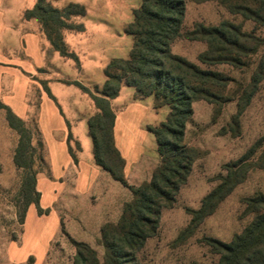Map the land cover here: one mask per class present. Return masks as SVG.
Returning <instances> with one entry per match:
<instances>
[{
    "label": "trees",
    "instance_id": "1",
    "mask_svg": "<svg viewBox=\"0 0 264 264\" xmlns=\"http://www.w3.org/2000/svg\"><path fill=\"white\" fill-rule=\"evenodd\" d=\"M140 1V6L133 10V20L124 28L125 33L133 38L129 57L115 58L106 65V80L101 86L100 96L92 94L80 82L72 83L88 94L98 108V112L88 120V134L93 142L96 164L132 194L131 201L123 204L118 222L107 223L101 229L102 260L89 244L70 239L76 248L75 264H139L140 251L149 239L158 234L163 210L174 207L194 164L202 158L199 150L185 143L187 124L195 113L193 104L206 102L221 107L235 102L236 113L231 117L229 133L238 137L241 134L239 118L245 114L264 81V39L256 34L259 29L264 30V0ZM187 2H216L234 18H240V22L223 19L217 26H205L200 22L183 31ZM39 11L57 15L61 28L84 31L83 25L67 24L70 17L86 15V7L82 4L71 3L63 10H57L46 6L44 0H36L35 7L24 16L33 19ZM246 22L255 25L251 32L244 29ZM179 38L207 44L206 51L198 55V60L208 69L172 52L171 45ZM65 47L54 45L64 57H73L75 54L69 53ZM218 65L231 66L240 71L252 65L255 67L244 85L210 69ZM231 84L236 86L234 90ZM123 85L132 88L137 99L152 97L156 110L163 107L170 109L163 122L155 127L148 126V131L156 140L160 162L152 179L138 187L127 184L125 160L114 143L115 114L111 101L118 97ZM8 112L10 125L21 137L14 154V164L25 171L22 182L24 210L19 220L23 224L31 204L36 206L40 215L45 212L40 208L41 195L36 188L37 172L33 158L36 148L32 137L23 129L25 122ZM261 141L264 137L256 144ZM39 146L42 149L43 145ZM254 147L241 159L225 165L227 175L221 178V184L216 189L203 198L198 211L188 210L192 217L191 232L215 213L236 186L246 180L251 169L258 167L264 170V164L246 163ZM260 160L264 162V153ZM244 204L245 214L254 217L241 233L234 235L230 243L206 238L213 253L220 257L218 264H264V194L247 198ZM27 264H35L34 259L29 258Z\"/></svg>",
    "mask_w": 264,
    "mask_h": 264
},
{
    "label": "rangeland",
    "instance_id": "2",
    "mask_svg": "<svg viewBox=\"0 0 264 264\" xmlns=\"http://www.w3.org/2000/svg\"><path fill=\"white\" fill-rule=\"evenodd\" d=\"M44 1L46 6H51L57 10H63L71 3L82 4L86 7V15L78 18L77 23L81 24L72 22L73 17H70L67 21L69 25H83L84 32L74 35L67 34V32L73 31L60 27V18L57 15L39 11L33 19L37 20L41 26L44 48L60 54L54 48V45L64 48L66 46L64 39L66 38L65 41L68 42L69 47L66 46L65 50L76 55V57L74 55L68 58L61 55L63 57L57 59L53 57L50 61L52 65L49 66L51 74L53 75L54 71L57 75L72 80L78 76L82 82L86 83V85L83 84L85 88L92 94L100 96L101 86H103L105 79L104 69L106 64L115 58L127 59L129 57L133 38L125 33L124 28L126 24L133 20V10L140 6L141 1ZM201 6L204 7L203 4L189 3L187 5V10L190 7L189 16H193L195 8L201 9ZM201 14L204 16L203 20L206 23L211 22V25H216L217 22L215 21L223 19L240 22V18H234L223 7L221 8L215 4L203 9ZM197 16L198 14H195L194 17H190L188 25H191L194 21H199L194 20L197 19ZM254 27L253 23L246 22L244 29L251 32ZM256 34L264 39V30L259 29ZM61 41L65 46L62 45ZM201 45L205 46V44L197 43L196 49L184 38H179L175 45L177 49L172 48V51L201 66L200 61L195 56ZM202 67L204 69L209 68ZM254 67L255 65H252L249 69L240 71L231 66L218 65L210 67V69L220 71L222 74L246 85ZM41 77L48 78L49 76L43 75ZM81 81L79 82L81 83ZM50 87L54 93L66 102L74 96L90 99L93 104V111H95L94 115L98 112L92 98L79 87L75 85L65 86L62 81L51 82ZM230 87L232 90L236 88L234 84H231ZM122 89H125V91H131V89L129 86L123 85L121 95L117 100L127 104L130 95ZM116 103L114 104L115 107ZM150 108L145 122L150 123L151 126L154 123L157 126L163 121L166 113L169 112L168 107L159 112H155L152 107ZM193 108L195 114L187 124L185 143L199 150L202 153V158L196 161L188 182L181 188L177 203L172 209L163 210L158 234L149 239L146 247L140 251L138 255L139 264H218L220 257L213 253L214 250L208 244L206 238L230 243L234 235L241 233L254 217L252 214H245L244 200L258 193L264 194V170L255 167L248 172L246 180L241 185H237L234 191L218 206L215 213L191 232L190 220L192 217L188 210L198 211L203 198L221 184V178L227 175L226 170H224L226 164L241 159L254 145V152L246 163L264 164L260 160L262 153H264V141L256 144L258 140L264 137V81L245 114L239 118L241 134L238 137H234L229 133L231 117L236 113L235 102L226 103L221 107H214L205 102H196ZM70 122H74V133L83 139L84 136L80 133L81 122L72 120ZM23 129L32 137V144L36 148L33 157L35 171L37 172L36 179L40 177V174L47 177L50 168L46 160L44 147L42 146L41 149L39 146L42 142L38 136L35 119H29L24 124ZM84 134L86 135L85 139L89 140L88 155H90L93 153L92 143L86 131ZM20 140L19 133L10 125L8 110L0 104V264H27L29 258H31L24 254V245L27 241L24 238V233L28 228V224L25 223L27 218L23 222L25 225L19 222L24 210L22 182L25 171L15 166L14 154ZM70 145L73 155L81 150L79 149L81 147L80 143L73 136H71ZM147 152L149 158L154 157L155 153L157 154L155 140L153 142L150 140L147 143ZM83 153L87 154L86 150H83ZM30 206L33 216L37 220L39 213L36 206L33 204ZM42 210L45 212L44 215L48 214L46 208ZM42 218L46 220V216ZM32 226H35V223ZM65 244L66 246L61 248L60 252H64V255L70 259V263L74 261L75 264L76 248L71 240H67ZM94 249L98 254V258L102 260L104 249L101 242H98Z\"/></svg>",
    "mask_w": 264,
    "mask_h": 264
},
{
    "label": "crops",
    "instance_id": "3",
    "mask_svg": "<svg viewBox=\"0 0 264 264\" xmlns=\"http://www.w3.org/2000/svg\"><path fill=\"white\" fill-rule=\"evenodd\" d=\"M189 3L196 4L193 2L186 4L183 31L191 29L195 23L217 26L222 21H215L217 24L211 25V22L206 23L203 20L204 16L201 14L203 9L214 4L218 6L216 2H207L196 4L204 5L201 9L195 8V14L198 16L194 20L199 21L188 25L190 17L195 16V14L189 16L190 7L187 10ZM35 5L36 0H0V104L25 123L31 118L35 119L38 136L50 168L47 177L40 174L36 181L37 191L41 195L40 208H46L48 214H38V219L35 220L31 206L29 210L27 209V219L25 218L26 221L24 219L26 225L28 224L24 233V238L27 239L24 254L33 258L36 264H74V261L70 263L64 252H60L61 248L66 246L67 240L87 243L94 249L101 241L102 227L107 223L118 222L123 204L131 201L132 194L121 183L113 180V177L94 160V146L88 134V120L95 113L92 101L74 96L66 102L52 91L51 82L62 81L65 86L70 87L73 86L72 83L81 80L78 76L73 80L62 77L54 71L53 75L51 74L49 69L52 65L51 59L63 56L44 48V37L39 22L25 18L24 14ZM78 18L81 17H73L72 22L81 24L77 23ZM78 33L82 32H67L73 35ZM65 39L64 43L69 47ZM176 41L171 45V50L176 48ZM186 41L195 48L197 43L205 44L201 41ZM49 48L52 49L51 46ZM206 48L207 44L199 47L200 50L198 49L195 55L197 59ZM202 66L204 65L201 64ZM43 75L49 77L42 78ZM105 80L106 77L104 82ZM81 83L86 85L85 82ZM130 89L131 91L122 89L130 95L127 104L117 101L121 95V88L118 97L111 101L115 114L113 136L115 146L125 160V180L129 186L138 187L152 179L153 172L160 162L157 144V154L155 153L154 157L149 158L147 152V143L155 140L153 134L148 131L151 124L145 122L148 112L150 107L155 112L165 107L156 110L152 97L137 99L135 91ZM71 120L81 122L80 133L84 136L83 139L74 133V122H70ZM155 126L154 123L151 127ZM85 131L92 143L93 153L90 155L89 140L85 139ZM70 136H73L81 146L79 148L81 150L74 155ZM83 150H86L87 154H84ZM43 216H46V220L42 218ZM34 223L35 226H32Z\"/></svg>",
    "mask_w": 264,
    "mask_h": 264
}]
</instances>
